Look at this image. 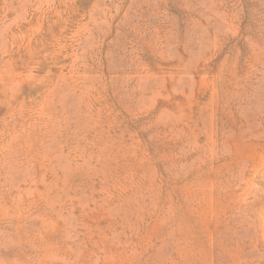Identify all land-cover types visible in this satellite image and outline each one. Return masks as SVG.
Instances as JSON below:
<instances>
[{"label": "rangeland", "instance_id": "1", "mask_svg": "<svg viewBox=\"0 0 264 264\" xmlns=\"http://www.w3.org/2000/svg\"><path fill=\"white\" fill-rule=\"evenodd\" d=\"M0 264H264V0H0Z\"/></svg>", "mask_w": 264, "mask_h": 264}]
</instances>
